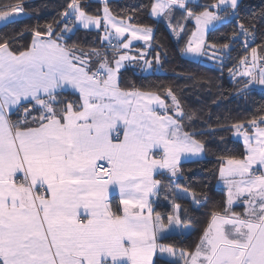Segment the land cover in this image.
I'll return each instance as SVG.
<instances>
[{"label":"snow or ice","instance_id":"obj_1","mask_svg":"<svg viewBox=\"0 0 264 264\" xmlns=\"http://www.w3.org/2000/svg\"><path fill=\"white\" fill-rule=\"evenodd\" d=\"M99 2L93 13L89 0H66L52 21L0 33V264H157V253L162 264H264V106L219 129L242 138L244 153L220 158L226 199L210 212L199 241L179 249L161 243L190 228L188 209L176 199L202 205V194L170 182L181 174V158H200L206 142L185 130L171 87L121 86L126 63L152 68L144 52H129L133 40L149 42L154 29L133 23L135 11L113 14L108 0ZM30 8L28 0L4 5L0 22L29 17ZM240 8V0H151L140 11L164 19L178 41L190 32L182 52L209 56L210 49L221 69L240 43L245 54L228 71L244 94L264 86V43L251 46L264 29ZM232 21V43H210L209 27ZM93 28L104 51L69 44L76 31ZM110 186L119 191L116 210ZM161 191L171 195L170 213L153 208ZM236 201L242 212L234 211Z\"/></svg>","mask_w":264,"mask_h":264},{"label":"trees","instance_id":"obj_2","mask_svg":"<svg viewBox=\"0 0 264 264\" xmlns=\"http://www.w3.org/2000/svg\"><path fill=\"white\" fill-rule=\"evenodd\" d=\"M17 0H0V10L7 4H14ZM31 5L29 17L16 19L0 27V33H14L16 30L25 27H32L36 23L44 24L57 18V13L62 10L66 0H28ZM113 14L121 11L137 12L138 19L132 21L143 25H149L154 29L153 39L148 42L149 56L159 55L160 70L152 72H140L134 66H127L122 70V87H143L145 90H164L171 87L174 94L181 101L184 112L186 131L199 133L198 139L206 142V157L202 160L184 162L180 165L181 174L170 182L173 188L190 187L198 195L202 194V205L196 207L190 203V199H176L188 209L184 215V222L190 228L184 232L169 233L161 243L173 244L179 248H189L199 241L203 229L207 226L212 210L223 206L226 199V191L219 186V160L226 155L240 156L244 153L243 143L230 131L219 130L221 126L230 125L237 121H246L259 114L258 110L264 106V86L255 85L247 93L238 94L237 88L241 81L239 78L233 80L228 69L232 68L237 59L245 52L240 43L233 44L229 57L225 59L224 67L221 69L219 60L211 58L191 60L182 56V49L191 33L184 35L179 41L171 33L167 22L164 19L149 18L147 11H140L143 5H149L151 0H108ZM200 4H207L211 0H199ZM240 15L245 18H254L258 27L264 29V21L261 20V13L264 12V0H241ZM89 11L95 12L102 4L99 1L89 0ZM180 16V13H176ZM118 18H120L118 16ZM176 21H173L175 24ZM187 27L195 29L191 21ZM235 27V21L216 23L208 32L207 38L210 43L221 46L224 43H232L227 37ZM255 41L251 46L264 43V31L254 33ZM97 30L91 31L80 29L71 36L69 44H78L87 49L104 48L96 39ZM30 39V36L27 37ZM24 41H21L23 43ZM140 48L143 43L137 44ZM250 46V47H251ZM111 48L108 49V51ZM209 51H211L209 49ZM250 51V49H249ZM155 68V67H154ZM64 96L72 98L71 91H65ZM171 103L170 99L167 101ZM16 117L13 116V119ZM217 129L216 131H212ZM221 138H223L221 140ZM165 185H169L167 177L160 176ZM168 195L169 198L165 199ZM206 196L207 202L203 203ZM153 208L156 212L170 213L172 211V199L170 193L161 191L159 197L154 198ZM113 205L116 208L118 200L113 198ZM167 223V219H165ZM165 261L168 259L165 256ZM155 260L162 264L161 256L157 253Z\"/></svg>","mask_w":264,"mask_h":264},{"label":"crops","instance_id":"obj_3","mask_svg":"<svg viewBox=\"0 0 264 264\" xmlns=\"http://www.w3.org/2000/svg\"><path fill=\"white\" fill-rule=\"evenodd\" d=\"M94 1H99V0H94ZM199 1V0H198ZM241 1V0H240ZM154 19H159V18H154ZM5 24H7V23H4V22H0V27L1 26H3V25H5ZM153 35H154V33H153ZM152 39H153V37H152ZM151 39V40H152ZM150 40V41H151ZM149 41V42H150ZM141 44V43H143V44H145L146 42L144 41V40H133L132 41V45L131 46H133V47H137V48H140L139 47V45L137 46V44ZM144 72V71H143ZM144 73H146V72H144ZM67 91H70V90H67ZM169 114H171V113H169ZM237 139H239L242 143H243V140H242V138H240V137H237V136H235ZM120 138L121 139H123V135H122V132H121V136H120ZM157 155H159V153H157ZM206 157V153H204L200 158H184V157H182L181 158V163H180V165L182 164V163H184V162H188V161H194V160H202V159H204ZM180 165H179V167H180ZM254 168L256 167L255 165L253 166ZM155 178L156 179H160V175H157V176H155ZM218 184H219V186L220 187H222L225 191H226V193H227V188H226V186H225V184L223 183V181L220 179V177H219V180H218ZM114 197H116L117 198V200H118V205H119V201H120V196H119V191H118V188H113V186H110V191H109V202H110V204L112 205V208H113V210H116V208L114 207V205H113V198ZM154 199V198H153ZM117 205V206H118ZM122 207V206H121ZM233 208H234V211H236V212H242L243 211V205H242V202L241 201H236L235 202V204H234V206H233ZM155 257L156 256H154V260H155Z\"/></svg>","mask_w":264,"mask_h":264},{"label":"rangeland","instance_id":"obj_4","mask_svg":"<svg viewBox=\"0 0 264 264\" xmlns=\"http://www.w3.org/2000/svg\"><path fill=\"white\" fill-rule=\"evenodd\" d=\"M193 22H194V24H195V21L193 20ZM213 26H210L209 27V30L212 28ZM209 30L207 31V33H206V37L208 36V32H209ZM149 44L150 43H148V42H146L145 44H143L144 45V47H142V48H137V47H133V46H131V51L129 52V55L130 56H132V57H136V56H138V54L140 53V52H144L146 55H145V59H147V60H150V61H152L153 63H152V68L149 70V71H147V72H152L154 69L156 70V71H159L160 70V59H159V63H156V57H157V55L158 54H156L155 56H149V53H150V46H149ZM132 45V44H131ZM111 51H112V49H110ZM210 55H211V51H209V56H203V55H201V56H194V55H192V54H185L184 52H182V56H184L185 58H188V59H191V60H200V59H207V58H210ZM142 64H143V61H141L140 62V64H127L126 63V67L127 66H134L137 70H139L140 72H142V70H141V66H142ZM155 67V68H154Z\"/></svg>","mask_w":264,"mask_h":264},{"label":"water","instance_id":"obj_5","mask_svg":"<svg viewBox=\"0 0 264 264\" xmlns=\"http://www.w3.org/2000/svg\"><path fill=\"white\" fill-rule=\"evenodd\" d=\"M21 18H23V16H21V17H18L17 19H21Z\"/></svg>","mask_w":264,"mask_h":264}]
</instances>
